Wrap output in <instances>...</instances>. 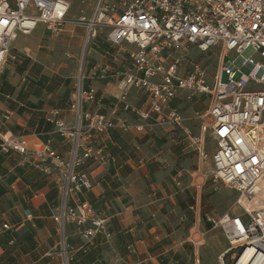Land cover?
<instances>
[{
	"label": "crops",
	"instance_id": "1",
	"mask_svg": "<svg viewBox=\"0 0 264 264\" xmlns=\"http://www.w3.org/2000/svg\"><path fill=\"white\" fill-rule=\"evenodd\" d=\"M96 3L81 0V14L92 18ZM69 14V22L76 21ZM69 22L60 35L39 23L11 44L0 77V115L10 118L0 121V131L25 137L30 148L49 143L69 157L72 144L58 134L49 115L58 109L57 118L75 123L71 96L81 73L87 76L84 87L97 91L96 100L85 109L109 113L117 106L118 117L143 124L144 129L89 132L85 145L103 152L106 160L87 161L83 170L92 186L73 192L69 205L89 202L106 218L112 237L99 234L89 241L76 223L68 222L65 252L54 219L63 202L64 168L39 166L31 154L5 152L0 146V264H194L197 252L187 240L193 226L202 223L205 233L215 232L214 242L218 234L207 213L214 210L211 197L217 184L209 181L199 195L189 185L200 164L191 135L202 133L200 114L209 106V95L186 91L174 97L170 106L183 116L185 129L158 124L156 116L139 119L117 99L123 74L134 68L130 51L136 46L110 43V28L104 26V37L94 38L88 48L97 30L91 34L85 25ZM94 70L99 77H92ZM126 101L148 107L147 94L138 89H132ZM178 174L181 186L176 185Z\"/></svg>",
	"mask_w": 264,
	"mask_h": 264
},
{
	"label": "built area",
	"instance_id": "2",
	"mask_svg": "<svg viewBox=\"0 0 264 264\" xmlns=\"http://www.w3.org/2000/svg\"><path fill=\"white\" fill-rule=\"evenodd\" d=\"M71 6L69 0H0V77L18 35L31 34L39 23L52 34L64 33ZM93 14L92 18L83 15L75 23L85 25L92 34L98 26H107L110 43L136 46L130 51L134 68L123 74L117 96L127 112L141 120L156 116L158 124L165 122L185 129L183 116L170 106L174 97L186 91L209 95V106L200 114L202 133L191 135L200 164L189 185L198 195L209 181L238 191L236 203L242 212H225L220 218L208 219L226 233L229 250L240 248L239 254L251 250V259L264 255V205L251 208L264 180V0H97ZM217 46L218 66L211 81L201 63L191 62L188 72L181 73L190 63L188 53L193 47L203 53ZM248 48L253 55L246 58L243 53ZM242 67L251 70L246 74ZM105 74L102 70L101 75ZM81 76L71 96L75 123L69 125L57 118L58 109L49 115L58 134L72 144L69 157L64 158L49 143L30 148L25 137L0 131L2 151L31 154L39 166L64 168L63 202L54 217L63 252L68 222L76 223L89 241L99 234L107 240L112 237L106 218L97 214L89 202L69 205L73 192L92 186L83 170L87 161L106 160L103 152L85 145L89 132L116 127L144 129L143 124L118 117L117 106L109 113L85 109L86 104L96 100L97 91L84 87L87 76ZM99 76L98 71L92 72L93 78ZM132 89L147 94L148 107L143 109L126 101ZM9 118V114L0 115V121ZM207 136L214 147H210ZM178 175L176 185L181 186L182 176ZM205 236L198 224L187 240L198 249Z\"/></svg>",
	"mask_w": 264,
	"mask_h": 264
},
{
	"label": "rangeland",
	"instance_id": "3",
	"mask_svg": "<svg viewBox=\"0 0 264 264\" xmlns=\"http://www.w3.org/2000/svg\"><path fill=\"white\" fill-rule=\"evenodd\" d=\"M80 5H81V0H73L72 8L69 14V17L71 19L78 20L80 19V16L83 15L80 12ZM74 22L75 21L73 22L71 21L69 23L71 25L73 24L75 25L76 23ZM76 25L82 26L79 24H76ZM107 31L108 30L106 27L98 26L97 34L91 35L89 39L88 48L91 47L92 45L91 43L94 40V38H98L99 36L103 38ZM219 50H220V47L217 46V47H213L209 52L200 53L196 47H193L192 51L188 53V60L190 61V63L188 62L187 68L191 66V62L197 63V64L202 63L205 68L210 70L213 76L218 66ZM252 53H253V50L251 48H248L246 51H244L243 54L246 58H248L249 56L253 55ZM256 59L258 58L256 57ZM130 61L133 62L131 58H130ZM241 69L243 73H246V74H248V72H250L251 70V68L249 67H242ZM81 77H82L81 74H79L77 78H75L74 84ZM207 142L210 144V147H214L215 144L213 143V140L210 139L208 136H207ZM212 164L213 162L211 160L210 165ZM210 182L212 183V181ZM216 186H218L217 188L218 190H215V193L212 194L213 196L211 197V202L213 204L212 206L214 207V210L213 211L208 210L207 213H210L209 216L212 218H220L225 212H230L231 214H238L242 212V208L240 207L238 203H236L237 198H238V191H236L234 188L227 186L223 183L222 184L218 183ZM201 225L203 224L200 223L199 227L201 228L203 232H205L204 229L201 227ZM219 228L220 227H216V230H217L216 233L218 234L216 235L215 242L212 240V235H214L215 232H212L209 234L205 233L206 236H205L204 243L200 245L198 249L195 250L197 252V256L195 257L196 259H195L194 264H234L235 263V260L237 259L236 257L239 255L242 249L239 248L238 251L229 250L230 249L229 239L226 233L224 232L222 233L221 228L220 229Z\"/></svg>",
	"mask_w": 264,
	"mask_h": 264
},
{
	"label": "bare ground",
	"instance_id": "4",
	"mask_svg": "<svg viewBox=\"0 0 264 264\" xmlns=\"http://www.w3.org/2000/svg\"><path fill=\"white\" fill-rule=\"evenodd\" d=\"M261 190L256 197V203L252 204L251 208L254 206H262L264 205V180L261 182ZM252 251H246L243 254H239L235 260L234 264H264V255L260 254L257 258L251 259Z\"/></svg>",
	"mask_w": 264,
	"mask_h": 264
}]
</instances>
